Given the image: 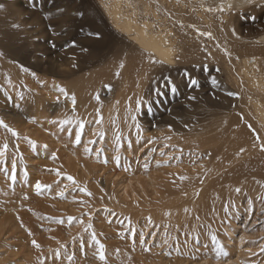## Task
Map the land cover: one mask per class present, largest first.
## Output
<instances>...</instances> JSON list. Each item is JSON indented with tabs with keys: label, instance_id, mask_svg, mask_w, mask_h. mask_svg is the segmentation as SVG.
Segmentation results:
<instances>
[{
	"label": "bare ground",
	"instance_id": "6f19581e",
	"mask_svg": "<svg viewBox=\"0 0 264 264\" xmlns=\"http://www.w3.org/2000/svg\"><path fill=\"white\" fill-rule=\"evenodd\" d=\"M13 2L0 0L4 5L0 9L10 8ZM94 2L97 12L85 3L82 16L72 12V6L54 21L71 20L86 31L101 29L103 38L93 47L92 56L123 51L122 84L134 82L131 77L138 81L141 76L136 72L151 66L158 67L155 78L163 95V73L194 74V68L201 67L212 76L204 78V86L190 83L182 91L171 92L172 100L188 96L186 104L143 116L150 112L149 101L139 95L141 105L114 102L104 112L97 111L88 105L90 92L85 88L92 87L80 80L66 89L65 96L58 87H48L41 75L27 71L19 77L0 68V97L8 96V106L25 108L19 110L25 116L20 123L16 114L10 121L11 110L3 109L9 117L1 116L19 138L0 127L6 134L0 139V150L8 145L0 163V239L6 230L16 228L26 239L22 248L31 245L27 253L32 254L34 264H251L250 259L264 249L263 236L261 245L260 240L251 239L257 226L252 211L264 213V150L260 147L264 144V0ZM221 4L225 11H208ZM23 13L20 9L16 17L1 13L0 25L42 21L40 16L33 19ZM50 17L52 13L43 14V22ZM205 32L212 36L201 34ZM11 37L8 29L0 30V40ZM4 48L9 56L24 59L11 44ZM37 61L39 68L42 61ZM57 96L65 98L66 106L60 122L51 126L46 121V101ZM198 98L204 103L197 104ZM66 120L70 123H63ZM81 121L85 126L77 145L75 134ZM97 133H103V138ZM25 137L37 142L35 150ZM85 147L92 151L86 153ZM241 148L245 151L240 152ZM13 161L20 192L10 178ZM48 168L55 172L45 173ZM69 175L75 184L67 179ZM55 180L64 196L57 199L52 194L35 203L57 211V219L47 221L40 217L46 212L29 206L36 193L32 184ZM82 187L92 195L81 191ZM238 187L239 193L235 191ZM69 217L75 218L71 224ZM93 231L105 245L103 261L99 245L91 239ZM213 234L223 245L219 256ZM33 239L40 248L32 244Z\"/></svg>",
	"mask_w": 264,
	"mask_h": 264
},
{
	"label": "rangeland",
	"instance_id": "374dc122",
	"mask_svg": "<svg viewBox=\"0 0 264 264\" xmlns=\"http://www.w3.org/2000/svg\"><path fill=\"white\" fill-rule=\"evenodd\" d=\"M85 3L91 6L95 12L98 11L94 0H14L10 8H5V10L0 9V14L10 13L12 17H16V10L20 9L25 12L23 14H28V16L33 19L37 16L42 18V21H34L33 23L20 22L18 24V21H14L4 26L0 25V30L6 28L12 34V37L8 40H0V53H3V55H0V68L9 71V74L16 73L19 77L26 75V72L22 69L27 68L29 69V73H35L34 76L41 75L45 84L52 89L57 88V86L67 89L73 82L80 80L84 85L92 87L85 88V90L88 89L90 92V101L88 102L90 108L93 110L102 109L103 112L114 102L127 106H129L130 103L136 104L138 95L151 102L152 110L146 112L143 116L146 114L152 115L158 111L163 112L168 109L174 110L176 105H184L187 103L188 96L185 94L182 96L179 95L180 97L176 100L169 99L173 96L169 87H164L166 90L164 95H157L155 92L157 88L155 75L159 72L157 66L156 68L151 66L147 71L144 69L138 70L136 74L141 76L138 81L131 77L134 82H130L126 85L122 84L120 81V71L122 72L120 65L124 60V58H122L123 51L115 53L110 51L96 58L92 56L91 52L93 51V47L103 38L101 29L94 28L86 31L81 25L71 20L66 23H59L57 20L54 21L58 16L62 14L66 15L68 12L67 9L71 11L73 9L72 6H75L72 12L82 13L85 10ZM49 13H52L54 17H50L51 20L48 22H43V14L48 15ZM47 17L48 16H46V18ZM14 25H18L19 27H14ZM49 25H51V28ZM73 40L76 41V47L69 46ZM9 44L19 50L17 52L23 56V60L8 55L4 46ZM53 44L55 46H53ZM82 49L87 50L82 51ZM4 50L5 52H3ZM25 52L26 54H24ZM88 56H92V58L89 61H84L83 58ZM38 59L42 61L39 68L35 66V64L38 63ZM30 64L34 65V67L30 66ZM68 64H72V67ZM70 71V74H65ZM117 73H119V75H117ZM162 75H164L163 85L165 84V77H170L172 83L176 85L177 90L181 91L184 89L185 85L191 83V79L198 80L197 85H192L193 87H198L204 86V82L207 83L204 78L209 79L212 76L211 74L203 73V68L201 67H195L194 74H189V76L184 75L182 71L178 74H170L167 72ZM31 81H33L32 78ZM109 85L110 87H106ZM0 86H2L1 82ZM140 89L142 90L141 94H139ZM97 93L100 96L99 101L95 99ZM4 96L5 100L0 97L3 101L2 105H0V117L2 115H7V117H9L8 114H4V110L8 112L11 110L9 113L12 115L9 118L10 121L16 114L18 118L17 123H20L25 116H22L19 110H25V108L8 106V104H10L8 96L7 98L6 95ZM59 98V101H57V99H48V101H46L49 116L46 121L50 123L51 126L60 122V116L64 112V107L66 106L65 98ZM203 103L204 100L197 99V104L201 105ZM88 105L80 109V111H85ZM17 111H19V113ZM79 116H81V114H79ZM3 136H6V134L2 128L0 130V139H2ZM54 172V169L48 168V171L45 173L52 174ZM57 182V180L44 182L43 184L51 185L50 189H42L40 194L35 193L31 201L32 205H29L39 209L42 213L46 212L47 214H43L40 217L42 219L47 218V221L49 217L57 219V211L51 210L48 205L44 206L35 203L37 202V198L48 200V196L52 194H55L58 199L59 188ZM101 183L105 186L106 181L104 178L101 179ZM35 184L36 182L32 184L33 188H35ZM14 188H16L17 192L22 190L21 187L16 186V183L14 184ZM252 212L254 213L252 218H257V226L254 231L256 234L252 235L251 239L256 241L260 240L259 245H261L263 244V239L261 240L260 236L264 237V226L263 223H261V215L264 213H262V210L260 211L261 215L257 214V211ZM15 229L16 228L11 227L1 235L0 264H34L32 254L27 253L31 245H27L25 249H23L21 244L26 239L25 237H21L20 233H17ZM263 255V250L257 251L256 257L250 259L251 264H264ZM21 257H23L24 260H22Z\"/></svg>",
	"mask_w": 264,
	"mask_h": 264
},
{
	"label": "snow or ice",
	"instance_id": "6c2138e0",
	"mask_svg": "<svg viewBox=\"0 0 264 264\" xmlns=\"http://www.w3.org/2000/svg\"><path fill=\"white\" fill-rule=\"evenodd\" d=\"M247 2H248V3H254L255 0H247ZM3 7H4V5H3V4H0V8H3ZM231 7H232L231 4H228V5H227V8H228V9H230ZM214 10H215V11L223 12V11H225L226 9H225L224 4H221L217 9H211V8L208 9V11H214ZM78 14L81 15V16L83 15V13H78ZM14 27H19V26H18V25H14ZM49 27L51 28V25H49ZM232 31H233V34H235V29H233ZM201 34H202V35H207V36H209V37L212 36L211 32H205V33H201ZM97 35H98V33H97ZM53 46H55V45L53 44ZM69 46H70V47H76V41L73 40ZM86 50H87V49H82V51H86ZM225 51L227 52L226 49H225ZM0 55H3V53H0ZM161 63H162V62H161ZM123 66H124L123 63H121L120 67L123 68ZM22 70L25 71V72L29 71V69H27V68H23ZM33 75H35V73H33ZM117 75H119V73H117ZM184 75L189 76V73H187V71H185ZM8 79H9V83H11V78L9 77ZM190 82H191L192 85H197V84H198V81L195 80V79H191ZM213 83H216V81H215L214 78H213ZM163 86H164V87H169V88H170V91H171L173 94L177 91L176 85H175L174 83H172L170 77H165V84H164ZM57 87H58V91H59V92L64 93L65 96L68 95V92H67V90H66L64 87H61V86H57ZM106 87H110V85H109V86H106ZM155 92L157 93L158 96H162V95H163V92L161 91V88H159V87L155 89ZM21 99H23V94H21ZM56 99H57V101H59V99H60L59 96H57ZM95 99H96L97 101L100 100V96H99L98 93L96 94ZM191 99H195V97H191ZM71 102H72L73 109H74V107H75V105H76V102H77V101H76V96H75L74 93L71 95ZM142 103H143L142 100H140V99L137 100V105H141ZM130 110H131V109H130ZM148 110H149V111L152 110V109H151V102H150V101H149V105H148ZM97 111H99V109H97ZM132 119L135 121V120H136V117L133 116ZM63 123H70V121H67V120H66V121H64ZM84 126H85V125H84V122L81 121V122L79 123V131H77L76 134H75V141H74V142H75L77 145H79V144L81 143V133H82V131H83V129H84ZM0 127H3V128H5V129H7L8 131L12 132V134H13L14 136H16V137L19 138V133H18L15 129L10 128L9 125H8L7 123H5V121L3 120L2 117H0ZM136 127H137L138 132L141 131V128H140V125H139L138 122L136 123ZM249 127H251V126L249 125ZM61 130H62V131L64 130L63 127L61 128ZM69 135H71V132H70V131H69ZM97 135H100V136H101V139L103 138V133H97ZM257 138H259V137H257ZM25 139H28L29 144L31 145V147H32L33 150H35V149L37 148V142H36L35 140H32L31 138H28V137H25ZM116 139H117V143L119 144L120 137L117 136ZM93 142H94V141H89V143H93ZM17 147H19V146L17 145ZM43 147L46 149L48 146L45 144V145H43ZM260 147H261L262 150H264V144H261ZM7 148H8V145H7V143H5V144L3 145V150H0V163H3V159H2V158L4 157V155H5V151L7 150ZM84 151H85L86 153H90L92 150H91L90 148H88V147H85ZM99 151H102V150H98V152H99ZM243 151H245V149L241 148V149H240V152H243ZM162 154H163V153H162ZM52 158H53V159H56V158H57L55 152L52 153ZM118 161H119V157L117 156V162H118ZM106 162H107V160H105V163H106ZM160 163H161L160 161H157V164H160ZM165 163H167V161H165ZM144 167L147 168V167H148V164L145 163ZM56 171H57V175H60L59 170H56ZM15 172H16V164H15V161H13V162H12V165H11V176H10L11 181L13 182V184H14L15 181H16V175H15ZM24 176H25V179H26L27 176H28V172H27V169H26V168H25ZM67 179L70 180V181H72L73 184L76 183L74 177H72V176H70V175L67 177ZM181 179H186V177H181ZM50 187H51V185L43 184V183L40 182V181H37L36 184H35V190H36V193H37V194H40L42 189H50ZM80 190L83 191V192H85V193H87L89 196L92 195V193H91L90 191H88L87 187H82ZM235 191H236L237 193H239V192L241 191V189L238 187V188L235 189ZM64 194H65L64 189L61 188L60 191H59V193H58V195L61 196V197H63ZM24 199H28L27 194L24 195ZM169 214H170V213H169ZM49 219H52V218L49 217ZM74 219H75L74 217H69V218H68V222H69V224H71L72 220H74ZM81 222H82V221H81ZM149 222H151V218H149ZM60 223H63V221L61 220ZM87 227H88V228H92V225L89 224ZM132 233H133V235L135 234V229H134V228L132 229ZM29 234L31 235V232H30V231H29ZM121 235H122V234H121ZM91 239H92L93 241H95L96 244L99 245V253H98V255H99V259L102 260V261L105 260V259H106V257H105V251H104V250H105V245L102 244V243H100L99 240H97V237H96V233H95V231H93V232L91 233ZM196 239H198V237H197ZM211 239H212L213 244H214L215 247H216L217 256H219V255L222 254L223 251H224V250H223V245H222V243L218 240V238H217V236H216L215 234L212 235ZM81 243H83V241H81ZM140 243H141V244H144L145 241H144L143 239H141V240H140ZM32 244H33L36 248H40V247H41V245H40L35 239L32 240ZM133 247H135V241H133ZM262 250H264V249H262ZM55 254H56V256H59V255H60V253H59L58 250H57V252H56ZM72 259H73V256H72V255H69V256H68V260L71 261Z\"/></svg>",
	"mask_w": 264,
	"mask_h": 264
}]
</instances>
